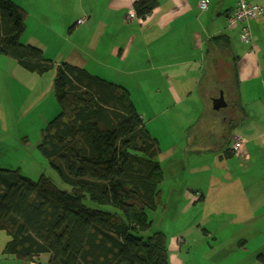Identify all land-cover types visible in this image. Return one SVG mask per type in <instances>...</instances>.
Segmentation results:
<instances>
[{
  "label": "crops",
  "instance_id": "obj_1",
  "mask_svg": "<svg viewBox=\"0 0 264 264\" xmlns=\"http://www.w3.org/2000/svg\"><path fill=\"white\" fill-rule=\"evenodd\" d=\"M11 1L27 12L21 41L26 35L29 41L23 44L40 49L51 62L83 68L122 86L131 98L133 92L139 93L136 98L145 95L154 116L149 118L151 135L160 127L170 141L187 145L192 139H218L216 134L221 139L232 137V151L219 149L213 157L231 158L236 166L231 177L240 182L214 199L221 206L230 204L228 219L220 222L238 228L242 235L235 239L225 232L219 236L217 228L215 233L203 229L214 242L201 257L213 258L210 264H264V239L251 248L257 238L246 234L264 228V18L251 22L255 45L251 52L240 40L241 25L230 27L227 22L242 0H207L205 12L199 8L201 0H157L158 6L142 21H127L138 0ZM243 1L264 5V0ZM80 20L84 22L79 24ZM253 90L256 95L246 101L244 92ZM221 97L225 105L217 109L215 100ZM163 116L165 125L158 122ZM237 138L243 145L235 151ZM256 159L263 167L257 173L251 171ZM211 195L204 190L186 191L183 211L207 206ZM202 219L209 222L201 225L200 220L199 228L213 224L210 215ZM257 233L264 238V230ZM186 244L183 238L170 242L169 251L177 252L170 264H183L179 253ZM48 259L41 256L42 263ZM11 261L22 264L17 258Z\"/></svg>",
  "mask_w": 264,
  "mask_h": 264
},
{
  "label": "trees",
  "instance_id": "obj_2",
  "mask_svg": "<svg viewBox=\"0 0 264 264\" xmlns=\"http://www.w3.org/2000/svg\"><path fill=\"white\" fill-rule=\"evenodd\" d=\"M157 6V0L133 4L138 17ZM26 18L21 6L0 0V55L40 75L56 68L60 112L39 150L72 190L45 175L33 180L20 169L0 168V231L9 237L3 253L22 264H170L166 234H148L149 212L163 207L161 149L130 92L83 68L55 67L40 49L21 43ZM87 199L118 212L88 207Z\"/></svg>",
  "mask_w": 264,
  "mask_h": 264
},
{
  "label": "rangeland",
  "instance_id": "obj_3",
  "mask_svg": "<svg viewBox=\"0 0 264 264\" xmlns=\"http://www.w3.org/2000/svg\"><path fill=\"white\" fill-rule=\"evenodd\" d=\"M28 41L26 35L21 43H27ZM238 47L241 48L240 45ZM53 64L55 67L60 65L55 62ZM55 69L44 75L28 72L21 68L15 59L0 55V168L20 169L23 176L33 180H38L42 175H45L59 189L71 192V186L62 181L59 174L49 166L39 150L44 130L60 111L54 95ZM244 93L248 94L246 100L248 102L256 95L255 90ZM132 94L135 97L132 100L135 101L139 113L142 114L150 130L149 118L154 117L148 106L150 100L146 99L145 95L141 93V98H136L139 95L137 92ZM146 113H149L148 118ZM165 118L164 116L161 117L158 122L165 125ZM166 134L159 127V130L153 131L152 135L158 139L161 149L157 161L164 173V181L160 186L163 207L157 212H149L150 219L154 224L148 234L151 235L155 231H161L166 234L169 244L180 238L186 240L187 244L179 253L183 264H210L211 262L208 263V261L213 262V258L210 260L201 256L209 251V247L213 245L214 240L208 239V235L203 229H211L215 233L217 228V231H220L217 233L219 236L225 232L226 235L235 236V239L242 235L238 228L224 226V222H220V218L228 219L230 204L221 206L220 200L214 199L220 191L230 193L233 188H237L240 182V178L234 180L231 177L230 173L236 172L235 163L230 161L231 158L225 156L221 160L213 157L215 156L214 151H219V149L224 150V152L232 151V137L225 139L223 135L221 139L216 134L215 137H219L218 139L213 138L211 141L208 139L204 142L192 139L189 142L190 145H187L186 141H181L178 144L173 143L169 137L167 138ZM199 149L207 150L201 153L198 151ZM259 166L261 165L258 164L256 159L255 167L251 171L257 173L263 168ZM188 190H204L212 193L208 205L205 207H197L196 205V208L183 211L187 203V197L185 198L184 194ZM84 202L88 207L101 211L118 212V209L113 206L98 205L88 199ZM220 213H223V215H219ZM205 215H210L213 224L199 228L200 220H202L200 221L201 225L209 222L202 219ZM257 224H259L258 221ZM219 226H222V228ZM257 229V231L246 233L248 237L254 238L253 234H255L257 238L251 244V248H255L259 245L258 242L264 239L262 235L257 233L264 230V228L258 227ZM8 240L7 234L0 231V264H13L11 260H16L14 256L1 253ZM251 241L253 240L251 239ZM174 253L170 252V260H172L173 255H177V252Z\"/></svg>",
  "mask_w": 264,
  "mask_h": 264
},
{
  "label": "built area",
  "instance_id": "obj_4",
  "mask_svg": "<svg viewBox=\"0 0 264 264\" xmlns=\"http://www.w3.org/2000/svg\"><path fill=\"white\" fill-rule=\"evenodd\" d=\"M201 11L205 12L209 9V2L207 0H201L199 3ZM148 17H138L136 10L133 8L129 11L127 21L132 20H146ZM259 18H264V5H252L246 1H240L236 9L228 16L227 22L230 27L241 25L240 28V40L245 45L251 48V52L255 51V45L253 41V34L251 30V22ZM84 20H80L78 23H83ZM243 145V140L237 138L234 143V150L238 151ZM183 243V240H180ZM23 264H36L32 261L25 262Z\"/></svg>",
  "mask_w": 264,
  "mask_h": 264
},
{
  "label": "water",
  "instance_id": "obj_5",
  "mask_svg": "<svg viewBox=\"0 0 264 264\" xmlns=\"http://www.w3.org/2000/svg\"><path fill=\"white\" fill-rule=\"evenodd\" d=\"M215 108L219 109L221 106L225 105L224 99L221 97L220 99L215 100Z\"/></svg>",
  "mask_w": 264,
  "mask_h": 264
}]
</instances>
